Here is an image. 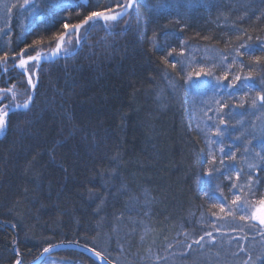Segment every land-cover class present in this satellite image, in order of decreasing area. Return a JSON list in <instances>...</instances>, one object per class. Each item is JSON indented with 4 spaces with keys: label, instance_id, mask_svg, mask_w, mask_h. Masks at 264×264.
<instances>
[{
    "label": "trees",
    "instance_id": "16d2710c",
    "mask_svg": "<svg viewBox=\"0 0 264 264\" xmlns=\"http://www.w3.org/2000/svg\"><path fill=\"white\" fill-rule=\"evenodd\" d=\"M161 2L167 5L163 11L150 12L157 0H135L127 30L129 16L112 26V34L97 24L88 34L91 47L44 62L30 107L10 115L0 137V264L32 261L61 240L87 243L114 264H243L249 258L264 264L261 230L240 221V212L235 220H216L208 211L215 201L204 195L218 185L230 201L232 183L247 193L249 177L257 182L258 195L264 193V108L250 100L264 82V66L253 60L264 55V0ZM96 3L52 19L47 0H30L24 9L12 7L23 0H0V55L8 51L10 56L7 65H0V74L8 68L0 88L15 84L22 103L32 89L21 70L12 67V52L51 37L65 22L75 24L90 11L104 10L107 0L100 7ZM240 44L253 50L241 49L244 55L237 56ZM173 48L176 53L168 59L177 63L176 70L161 60ZM192 57L197 64L215 65L217 76L254 73L251 90H237L231 98L224 93L232 89L215 94L228 105L225 125H219L211 84L192 92L183 78L181 62ZM200 79L214 82V77ZM245 91L248 100L241 107ZM215 125L222 137L214 135ZM221 143L223 167L218 163ZM233 152L235 160H227ZM213 153L215 167L224 174L209 177ZM214 220L223 234L211 227ZM144 224L154 231L142 242ZM206 231H213L216 241L186 252V243ZM176 240L186 242L177 245ZM156 255L165 259L157 261ZM50 259L101 264L72 249L55 251Z\"/></svg>",
    "mask_w": 264,
    "mask_h": 264
},
{
    "label": "snow or ice",
    "instance_id": "6c2138e0",
    "mask_svg": "<svg viewBox=\"0 0 264 264\" xmlns=\"http://www.w3.org/2000/svg\"><path fill=\"white\" fill-rule=\"evenodd\" d=\"M49 4V8L51 10L52 19H55L59 13L62 11H67L73 7H86L92 3V0H47ZM135 0H107V3L104 6V10H93L88 12L87 15L83 17L78 23L69 24L65 22L62 25V30L54 33L51 37L47 39L41 38L33 40L31 44L25 46V48H21L19 52H12V60L13 67H17L21 70V74L26 77L27 85L30 86V89L34 90L36 88V83H34V78L38 80V73L42 69L43 62H53L59 58H67L76 53V51L80 50L84 45H88V34L93 27L97 24H100L104 30L108 34H112V26L117 23L119 20L123 19L125 16L130 17V13L134 8ZM101 0H97L95 7H100ZM30 5V0H23V4L13 5L12 7H19L24 9L25 6ZM12 7H7V11L9 13L12 12ZM38 5L32 6V10L35 11ZM167 5H163L161 0H157V3L151 5L149 8L150 12H160L163 11ZM79 15V13H77ZM131 27V17L128 21L125 22V30ZM83 30V31H82ZM208 39V37H205ZM239 39V37H237ZM248 40H251L252 37H248ZM260 38L257 37V40ZM183 44V42H181ZM54 44L55 46L50 48L49 51H41L39 49L48 47L49 45ZM241 49L253 50L251 45L240 44L239 47L235 48L237 56H243L244 52ZM262 52H264V45L260 46ZM29 52H35L34 55L28 54ZM176 53V49L173 48L167 52L166 56L161 57L164 65L168 68L176 70L177 63L174 61L169 63L168 57H173V54ZM184 54V49L181 48L178 55L181 57ZM10 59L9 52L5 51L2 55H0V65H7ZM222 60L226 62L227 58L222 57ZM253 60L256 64L264 66V55L255 56ZM236 63L235 57L233 58V64L229 67H233ZM196 64V67L193 65ZM215 65L205 66L203 63L197 64L195 57H192L188 60L187 64L181 62V71L184 73V80L189 87V90L192 92H197V85L206 86L211 84V90L213 92V99L215 94L219 92L221 89L227 90L232 89V92L225 91L224 95L231 98L237 90L249 89L253 87L252 77L254 73L249 71L246 75L242 76L241 74H234L229 76V72L225 71L222 75H215ZM241 70H243L244 65H240ZM4 72L8 71L7 67L3 68ZM201 77H214V82L209 80H202ZM196 78V79H194ZM172 82L170 81V84ZM174 86V85H173ZM262 90L256 92L254 97H251V105L256 107L259 104L260 108H264V82H262ZM26 99L23 102H19L17 97L21 95V93L17 90L16 85L13 84L8 88H0V134H3L7 130V125L9 123L10 115L15 114L17 111L24 109L27 110L31 103L34 100V92L26 90ZM10 96V99H9ZM7 100V103L5 101ZM248 100V92H244V97L241 98V107H243L244 103ZM214 102L218 107L215 109V112L219 119V125H225L226 121L224 120L223 110L228 106L226 101H224L223 97L219 100H215ZM209 111H213L212 108L208 109ZM205 115H207L205 113ZM208 120H211L212 117H207ZM219 125L214 126V135L218 137H222L224 135L223 131L219 127ZM216 143L215 140H210V145ZM219 152L222 154L218 163L222 167L225 165V146L221 143L219 146ZM236 153L233 152L231 155L226 157L227 160H235ZM217 163V157L213 153L209 160V164L211 167L207 169V175L209 177L212 176L213 173H219L223 175L224 172L221 171V168L215 167ZM252 167V165H250ZM227 171V169H225ZM236 178L239 180L240 171L236 172ZM227 179L232 180L231 176H228ZM257 182L252 180L251 177L248 178L247 193L244 192V188L238 183H232L229 192L232 193V199L229 201L227 196L224 195L223 190L219 188V186H215L214 188H206L204 191V195L208 197L210 200L215 201L209 208V212L212 217H215L216 220H223L225 217H231L233 220L237 219L236 213L240 212L238 219L240 221L249 222L251 228L261 230V235L264 236V193H260L258 195L257 188L254 187ZM237 190L233 192V190ZM218 193V194H217ZM252 197V199H249ZM219 209V211H213V209ZM148 215V213H145ZM203 215V214H202ZM140 223H144L141 221ZM211 227L215 232L221 233V228L217 226L216 221L214 220ZM154 229L149 225L144 224L143 233L140 236V240L143 242L151 233H153ZM235 231V229H233ZM243 231V229H241ZM223 234V233H221ZM179 235V234H177ZM185 238L187 239L189 233L185 231L183 233ZM217 237L213 234V231H206L203 235H200L198 239L193 240L191 243H186V252L193 249V246H197L201 249L204 248L205 244L211 245L214 241H216ZM154 242V241H153ZM186 241L176 240L175 243L177 245L184 244ZM64 244H76L78 246H82L85 249L91 251L93 255L97 258V261H100L101 264H108V257L105 255L104 251H98L95 247L89 248L88 244L85 243L80 245L79 240H70L64 241L61 240L57 243H49L47 247L43 248V251L39 256L36 257V260L39 261V264H55V261L50 259L51 251L54 248L60 247ZM122 247V246H121ZM169 249L173 247L172 243L167 245ZM148 253L151 254V246L147 249ZM240 251H246L243 247L240 248ZM219 255V253H217ZM236 255V253H233ZM155 260L163 261L165 257H161L156 255ZM259 259V257H258ZM251 258L243 262V264H250ZM15 264H21V261L17 259ZM254 264V262H251Z\"/></svg>",
    "mask_w": 264,
    "mask_h": 264
},
{
    "label": "water",
    "instance_id": "95a60500",
    "mask_svg": "<svg viewBox=\"0 0 264 264\" xmlns=\"http://www.w3.org/2000/svg\"><path fill=\"white\" fill-rule=\"evenodd\" d=\"M80 245H83L80 243ZM91 248V247H89ZM64 249H72V250H78V251H81L89 256H91L92 258H94L95 260H97V258L93 255V253L87 249H85L84 247L82 246H78L76 244H64V245H61L60 247H57V248H54L51 253L55 252V251H58V250H64ZM100 262V261H98ZM101 263V262H100ZM21 264H39V261L36 260V258L32 261H29V262H21ZM108 264H114L112 261H110L108 259Z\"/></svg>",
    "mask_w": 264,
    "mask_h": 264
},
{
    "label": "rangeland",
    "instance_id": "374dc122",
    "mask_svg": "<svg viewBox=\"0 0 264 264\" xmlns=\"http://www.w3.org/2000/svg\"><path fill=\"white\" fill-rule=\"evenodd\" d=\"M82 31H83V30H82ZM43 63H44V62H43ZM4 67H6V66H4ZM4 67H3V68H4ZM12 67H13V66H12ZM13 68H15V67H13ZM16 68H17V67H16ZM18 70H20V69L18 68ZM3 73H5V72L2 70V73L0 74V76H1ZM36 82H37V80H36V78H34V83H36ZM36 84H37V83H36ZM34 90H35V89H34ZM34 90H32V92H34ZM22 95L25 96L24 93H22ZM2 135H3V134H0V137H1Z\"/></svg>",
    "mask_w": 264,
    "mask_h": 264
}]
</instances>
